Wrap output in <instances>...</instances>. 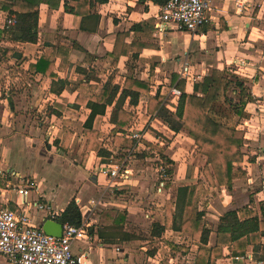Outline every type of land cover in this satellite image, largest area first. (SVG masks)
I'll return each mask as SVG.
<instances>
[{
    "label": "crops",
    "instance_id": "0c3cea01",
    "mask_svg": "<svg viewBox=\"0 0 264 264\" xmlns=\"http://www.w3.org/2000/svg\"><path fill=\"white\" fill-rule=\"evenodd\" d=\"M138 1L109 0L106 4L96 5L94 9L96 15L87 19H81L65 13L62 6L58 10H49L46 5L41 4L39 7L36 43H13L0 37V47H2L3 51L8 52L5 64H0L1 76L4 77L3 84L7 90L4 93L6 97L2 99L0 96V103L8 104L9 102V111L4 112L9 119L23 118V121H27L24 126L14 129L16 130L14 133L13 129L11 130L12 122H4V128L0 129V171L13 174V178H10V183L13 185L11 187L7 186V183L0 177V207L11 211H20L21 205L24 204L23 212L29 216L34 227L41 229L46 220L61 224L52 218L51 215H54L55 218L58 217L68 202L74 197L73 192H71L63 207L59 208L60 198L56 197L54 193H46L47 187L56 189V187L54 188L50 185L53 180L50 181V178L43 173L47 178V182L42 185L41 182L37 183L33 178L31 180L25 177V174H32L31 167L37 161L39 162L40 160L45 166L47 165V157H39L37 159L35 152H40L45 140H50L52 135L55 136L54 140H59L60 144L64 136L63 128L68 129L73 134L71 146L77 134L73 129V120L81 115L82 125L89 113L84 106L75 103L76 96L90 97L97 95L107 80L121 88L124 77L131 75V72H135V77L140 79L149 81L150 78L151 88L153 90L159 89L160 94L165 97L173 87L171 86L173 75L185 81L184 91L187 94H192L193 84L202 81L212 70L226 69L248 80V82L244 83V86L255 101L248 103L245 107L249 118L240 119V122L238 121L239 123H237V128L243 132L241 152L244 154V159L240 167L245 171V176L234 180L231 190L221 187L209 188L211 191L217 190L222 194L218 198L212 199L213 202L216 199L219 201V208L217 207L213 211L207 208L206 214L214 221L215 218L218 221L220 216L230 210L236 211L241 219L259 214L258 202L264 200V181L261 176L262 171H264V0H214L212 1L210 13L211 20L195 34L170 29L158 32L155 30L154 24L151 42L156 44L158 48L144 49L138 60H133L131 56H121L116 68H113L111 66L113 59L108 53L113 48L116 34L128 31L133 24L142 20L154 19L157 14L158 6L153 5L151 2L139 3ZM132 36V33H129L125 43H130ZM48 47H53L55 51L60 49L66 52L67 62L60 71L57 70L60 59L56 56L51 59L55 67L53 72L57 75L58 80L64 83L63 88L56 80H51L41 74L28 72L29 64L35 63ZM85 54L91 58L88 63H82ZM78 65L89 72L90 78L87 86L79 85L76 81V67ZM151 68L153 72L149 73ZM183 72L186 73V76H183ZM113 73L114 76L112 78L111 74ZM116 78L119 81H116ZM146 100L147 97L141 96L138 105L130 110L135 111L141 108L142 112L137 114L147 116L148 114L145 111ZM54 104L61 105L63 109L57 108ZM21 105L24 108L20 116ZM111 109V107H108L104 116L95 118L94 129L98 130L95 124L100 118L106 122L110 131L112 127L109 124ZM34 115L35 117L36 115L41 116L45 126L33 122L31 118ZM149 123L152 130L144 131L143 139L150 144L164 146L156 132L166 135L167 131V134L176 137L181 134L171 132L156 117L150 116ZM158 124L161 125L159 130ZM47 125L48 127H46ZM136 130H144V126ZM164 130L165 132H163ZM81 140H83L80 150L82 154L85 145L82 134ZM136 146L138 150H145L148 147L146 145L143 146L141 143ZM47 148L49 150L53 147L48 146ZM108 149L113 153L115 147L111 146ZM12 152L14 154H10L7 157L8 153ZM16 152L25 153V155H19ZM14 155L30 157L31 164L25 174L22 175L20 171L14 170ZM89 156L91 158L96 155L95 153H90ZM63 158V156L62 158L57 156L53 160L58 164L60 162L61 166L66 168L69 164L68 162L64 163ZM199 158V166L202 168L206 158L200 154ZM97 159L99 160V158ZM79 163L80 161L72 164L76 168H73L72 173L75 172L76 176L81 178L82 181L89 179L95 183V186H98L101 182V175L90 177L87 168L88 165L90 167V162L87 161L84 168H81ZM202 178L201 174H199V179L204 182ZM248 180H250L249 184L247 183ZM133 182L136 181H132V179L126 182L118 181L116 183L117 187L113 188H122L124 185L132 184ZM167 183L165 182L164 191L160 194L164 195V200L167 198V200L173 201L177 188L182 185L172 186V183H168L169 186L166 187ZM28 184L35 185L38 188L41 186L43 193L41 192L39 199L35 198L34 195L22 197L16 193L15 187H23V185ZM134 184L133 186H135ZM138 184L141 187L143 186L146 195L150 194L152 189L150 182L140 181ZM80 196L81 194H77L74 200H76L80 209L82 222L87 220L91 225L88 231L90 239L74 241L72 244L73 252L77 254L80 251L89 249L87 264H107L108 261V264H142L144 257L133 254L128 246L121 247L114 245L115 243L103 241V235L102 237L99 236L100 232L97 228V223L101 219L100 216L89 217L93 207L91 201L95 202V200L88 199L86 204H81ZM52 200H54V206L51 205ZM35 203L43 204L49 210L45 208L38 210L34 206ZM248 210L252 211L248 212ZM128 217L131 218V215H128ZM145 217L147 218L148 216ZM175 234L172 231L166 232L162 238L168 239V242L171 243L173 239L170 238H173ZM209 245H211V241ZM155 246L158 249L153 255L147 257L145 264L147 262L149 264L175 263L174 257H163L164 253L171 250L167 242L161 241V243H156ZM191 246L197 250L200 245L193 243ZM116 248L119 250L116 251ZM249 253H253L250 246H248L246 251V254ZM193 262L194 258L186 263L193 264ZM0 264L9 263L5 258L0 257ZM215 264L257 263L234 261L233 257L224 256L217 259Z\"/></svg>",
    "mask_w": 264,
    "mask_h": 264
},
{
    "label": "trees",
    "instance_id": "16d2710c",
    "mask_svg": "<svg viewBox=\"0 0 264 264\" xmlns=\"http://www.w3.org/2000/svg\"><path fill=\"white\" fill-rule=\"evenodd\" d=\"M108 1L0 0V24L3 22L2 18L4 20L11 17L15 19L13 26L0 29V37L13 43H36L41 4L46 5L49 10H58L62 6L65 13L87 19L96 15L94 12L96 5H103ZM167 1L139 0L138 2H151L153 5L161 6ZM154 24L155 19L148 18L133 24L128 31L116 34L113 48L108 53L113 59L111 63L113 68H116L121 56H131L133 60H138L144 49L158 48L151 42ZM129 33L133 35L132 40L130 43H125ZM2 52L5 58H8V52ZM54 56L60 59L57 70H62L67 62L66 52L60 49L55 51L53 47H48L35 63L29 64L28 72L56 80L63 88L64 83L58 80L53 72L55 67L51 59ZM90 61L89 55L85 54L82 63ZM80 65L76 67V81L79 85L87 86L90 75ZM152 72L151 68L149 73ZM245 82H248L245 77L232 71L212 70L202 81L193 84L192 94H187L184 91L185 81L173 75L171 86L180 91V96L175 104H171L165 96L160 94L159 89L151 88L148 80L128 75L124 77L121 88L107 80L97 95L90 97L77 95L75 98V103L84 106L89 111L82 124L81 132L85 145L79 165L83 168L90 153H95L101 159L111 156L108 147L103 145L99 139L98 130L93 128L95 118L104 116L108 107L112 108L109 117V124L112 126L109 131L112 139L111 146L125 150L136 144L125 132L133 118V111L130 109L138 105L141 96L147 97L145 104L147 114L158 118L174 134L186 132L192 139L197 152L206 158L200 170L204 182L199 180L195 184L179 186L175 199L165 201L162 207V221L151 223L149 233L152 239L161 241L166 232L188 235L192 242L200 245L195 252L193 264H215L217 259L224 256H243L248 246L252 248L256 261L264 259L258 256L264 251L262 244L264 200L258 202L259 214L255 216L241 219L234 210L225 212L218 218L214 232L203 223L205 213L198 205L203 187L211 189L221 187L231 190L233 181L245 176V171L240 167L244 159V154L241 152L243 132L237 128V123L228 124L235 122L234 120L249 118L245 107L248 103H253L255 99L244 86ZM54 106L63 109L59 104H54ZM63 132L64 136L60 144L59 140L54 143L57 144L59 150L66 152L73 134L66 128H63ZM143 142L146 146H152L147 141ZM168 186L167 183L166 187ZM54 219L62 225L68 223L79 227L82 217L75 200H70L62 213ZM121 220L122 218L115 219L114 222L117 224ZM211 233L214 234V241L209 245ZM99 236L102 237V234L99 233ZM129 240L130 237H125L122 241ZM167 244L171 249H179L181 252H186L188 249L181 245Z\"/></svg>",
    "mask_w": 264,
    "mask_h": 264
},
{
    "label": "rangeland",
    "instance_id": "374dc122",
    "mask_svg": "<svg viewBox=\"0 0 264 264\" xmlns=\"http://www.w3.org/2000/svg\"><path fill=\"white\" fill-rule=\"evenodd\" d=\"M168 29L173 30L172 28ZM2 51L3 50L1 48L0 64H5L4 62H6L7 59L5 58L6 56L3 54ZM135 74V72H131V75L135 76ZM1 75L2 72H0V76ZM111 75L113 78L114 73ZM117 80L119 81V79L116 78V81ZM149 81H151L150 78ZM3 83L4 77L1 76L0 96L2 99L6 97L4 93H6L7 91ZM166 98L168 100V103H171L170 100H172L173 97L170 93L166 95ZM8 107L9 102L8 104L0 103V129L4 128V122H12L11 130L13 129L12 131L14 133L16 131L14 129L24 126L27 121H23V118L9 119L7 115L4 114V112L6 113L9 111ZM23 108L24 106L21 105V109L19 110L20 116L23 111ZM139 112H142L141 108L140 110L133 111V118L131 120L130 126L127 132H125L128 137H130L132 133L139 132L136 129H139L140 127L144 126V131L151 129L149 126V114L147 115V118L146 115L141 116L140 114H137ZM36 117L34 115V117L31 118L32 121L35 123L37 122L42 126H45L44 120H41L42 117L39 115H36ZM81 120V115H79L77 118H75V120H73V129L74 132L77 134L74 137L71 146H69L66 152L59 150L57 144L54 143V141H56L54 140L55 136L52 135L50 137V140H45L40 152H35V156L37 159H39V157H47L46 166L43 162L39 160V162L37 161L31 167L32 174H25V172L28 171V166L31 164L30 157L14 155L15 166L13 168L14 170L20 171L22 175L25 174V177L27 179L32 180L33 178L37 183L41 182L42 185L47 182V178L44 175H47V177L50 178V181L53 180L52 184L50 185L54 188L56 187V189L54 190L53 188L47 187L46 193H54L56 197L60 198V204L58 205L59 208L63 207L71 192H73L74 194L73 199L76 197L77 194H81V204H86L88 199H94L95 204H93V207L91 208L92 212L90 213L89 217L95 218V216L97 215L100 216L101 219L99 218L100 221H98L97 223V228L99 232L103 235V241H109L115 243L114 245H119L121 247L128 246L129 250L132 251L133 254H136L138 256L142 255V257H144V262H142V264H145V261H147V257L153 255L158 249L155 248V244L159 242L161 243V240H155L149 236L150 225L155 221H162L161 209L165 201H167V198L164 200L163 194L157 193V187L159 186L160 179V174H157V169H159L160 166L163 168L164 173L166 175L165 182H168L169 184L172 183V186L195 184L196 182H199V180L202 181L201 179H199V174L201 170L199 166V153L193 146L192 139L186 134V132H180L181 134L177 137L173 135L171 136V134H167V131L166 135L168 136L162 134L161 132H156V135L160 136L159 139L164 146H159L158 144H151L152 146L146 147L145 150H138L135 144L132 148L125 150H119L115 147L113 153L111 152V156L106 159H101L97 156H92L90 158V156H88L87 161L90 162V167L88 165L87 168L89 170L90 177L94 175H100L99 171L97 170L99 164H106L110 162V159L113 163H116L120 162L125 158H128V165L132 172L130 180L132 179V181H136L132 184L124 185L122 188L119 187L115 189L109 186V179L101 175V182L98 184V186H95V183H93L89 179H84V181H82L81 178L76 176L75 172L72 173L73 168H75L72 164L81 161L82 157V154L80 153V150L82 148L81 146L83 143V140H81ZM234 121L235 122H230L228 124L233 125L240 122V120ZM107 126L108 125L106 124V122L100 118L95 124V127L99 130V139L102 141L103 145L111 148L112 139L109 134V127ZM159 126L161 127V125L158 124V130L160 128ZM46 127H48V125ZM163 132H165V130ZM143 141L144 140L141 141V144L144 146L145 144ZM48 146H51L53 148L47 150ZM50 150L51 152H49ZM10 154H14V152L8 153L7 157L10 156ZM16 154L25 155V153L20 152H16ZM57 156L61 158L63 156V159L65 161L64 163L68 162L69 164L68 167L65 168L64 166H61L60 162L59 164L54 162L53 158H57ZM97 158H99V160ZM93 163H95V165H93ZM261 176L263 177L264 181V171H262ZM140 181L151 183L152 189L149 195H146V192L143 190V186H139L138 182ZM133 184L135 186H133ZM40 187L38 189L41 193L42 189ZM146 187L148 188L147 185ZM221 194L222 193L220 191H211L208 187H206V189L203 187V190L201 191L200 195L201 199L199 198L200 202L198 205L203 209L205 213L203 223L207 227H209L213 232L218 221H216V218L214 221V219H211L206 214L207 208H209L210 211H213V209L216 210L217 207L219 208V201L216 199V201L213 202L212 199H214L215 197L218 198V196ZM53 203L54 200H52V206H54ZM211 206L212 208H210ZM251 211L252 210H248V212ZM128 215H131V218H129ZM145 216L148 217L146 218ZM120 218H122L120 223L115 224L113 222L114 219ZM125 237H130V240L122 241ZM165 239L162 238V242L170 243L168 242V239ZM170 239H173L171 241L172 244L181 245V247H187L188 249L186 252H181L179 249L172 248L171 250L164 253L163 257H174V264H187L186 262L192 261V258H194L195 256L196 248L192 247L191 244H195L196 242H192L186 234L179 235L176 233L175 236ZM213 240L214 234L211 233V244L213 243ZM258 256L264 258V251L259 253ZM146 264L149 263L147 262Z\"/></svg>",
    "mask_w": 264,
    "mask_h": 264
},
{
    "label": "built area",
    "instance_id": "2783aa9c",
    "mask_svg": "<svg viewBox=\"0 0 264 264\" xmlns=\"http://www.w3.org/2000/svg\"><path fill=\"white\" fill-rule=\"evenodd\" d=\"M212 1L214 0H168L165 4L158 6L157 14L154 17L155 30L164 32L168 28H172L175 31L188 34L197 33L211 20ZM14 24L13 17L7 20L3 19L0 29H7ZM183 76H186V73L183 72ZM169 93L175 99L170 102L175 104L180 96V91L172 87ZM153 118L155 117L153 116ZM153 120L155 121V119ZM143 137L144 130L130 135L136 145L144 140ZM109 161L106 164L101 163L97 170L100 175L109 179L108 183L111 188L117 187L118 181L130 180L132 172L128 165V158L116 163H113L111 159ZM157 174H160L157 187V193L160 194L166 181V175L161 166L157 169ZM0 177L7 183V186H13L10 183V178H13L12 173L0 171ZM247 182L250 183V180ZM15 191L22 197L30 195H34L38 199L41 197V193L35 185L15 187ZM91 204H95V202L91 201ZM34 206L38 210L44 208L49 210L48 207L40 203H35ZM24 207L25 205L22 204L20 211H11L0 207V257L5 258L9 264H87L90 250L87 249L76 254L72 249L74 241L90 239L88 231L91 225L87 220L81 222L79 227L68 223L62 225L61 236L56 238L45 234L42 229L34 227L29 216L23 212ZM51 216L55 218L54 215ZM262 244L264 245V237ZM233 260L264 264V261L256 262L253 253L233 257Z\"/></svg>",
    "mask_w": 264,
    "mask_h": 264
},
{
    "label": "water",
    "instance_id": "95a60500",
    "mask_svg": "<svg viewBox=\"0 0 264 264\" xmlns=\"http://www.w3.org/2000/svg\"><path fill=\"white\" fill-rule=\"evenodd\" d=\"M41 229L45 234L59 238L61 236L62 225L51 220H46Z\"/></svg>",
    "mask_w": 264,
    "mask_h": 264
}]
</instances>
